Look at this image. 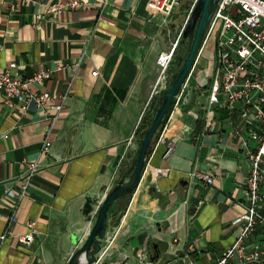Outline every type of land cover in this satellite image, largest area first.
Here are the masks:
<instances>
[{
	"label": "crops",
	"instance_id": "crops-1",
	"mask_svg": "<svg viewBox=\"0 0 264 264\" xmlns=\"http://www.w3.org/2000/svg\"><path fill=\"white\" fill-rule=\"evenodd\" d=\"M78 1V8L65 7ZM150 0H0V69L28 78L40 69L50 76L33 93L48 92L55 111L30 102L22 114L0 95V264H68L94 223L89 198L111 190L133 161L137 134L154 99L165 52L187 15L181 0L172 17L148 7ZM65 7L60 12L55 7ZM197 59L183 100L154 139L129 205L109 212L113 245L94 264H212L231 248L242 226L248 167L242 140L245 126L219 106H209L212 55ZM97 72V75L93 74ZM164 91V90H163ZM162 91V92H163ZM60 97H65L61 99ZM51 132L52 148L40 155ZM237 130V131H236ZM173 145L169 154L166 149ZM41 171L15 209L8 192H21L27 162ZM127 169V170H126ZM206 175L212 184L191 177ZM264 214V202L261 204ZM34 242L19 244L29 233ZM264 226L249 236L247 251L264 248ZM228 264H240L232 259ZM264 264V258L258 263Z\"/></svg>",
	"mask_w": 264,
	"mask_h": 264
},
{
	"label": "built area",
	"instance_id": "built-area-1",
	"mask_svg": "<svg viewBox=\"0 0 264 264\" xmlns=\"http://www.w3.org/2000/svg\"><path fill=\"white\" fill-rule=\"evenodd\" d=\"M180 1L150 0L148 7L164 17H172L179 8ZM197 2L198 0H191L181 28L167 50L159 54L157 66L160 74L151 97L159 96L168 86L167 75L175 56L174 52ZM80 5V2L75 1L65 7L78 8ZM65 7H55V10L60 12ZM214 10L198 56L199 58L202 50L213 37L208 108L219 106L229 116L237 117L244 124L245 132L242 134L236 132V135L243 143L248 172L245 181V199L241 204L244 212L235 220V224L242 226L241 231L231 248L225 250L222 256L212 264H228L232 259H237L240 264L258 263L264 258V248L260 245L247 251V242L249 236L259 225L264 226V214L260 210L264 202V0H219ZM93 75L96 76L97 72ZM49 76V71L40 69L31 77L23 79L10 74L7 70L0 69V95L4 105L10 107L18 103L19 111L25 114L30 102H34L38 109L51 108L55 111L53 122L58 120L63 103L53 105L51 94L45 91L33 93L30 88L32 85L42 86ZM186 86L185 82L183 90ZM183 90L176 97V106L183 100ZM48 131L41 144L40 155L47 153L53 146L49 135L51 131ZM0 138H8V135L0 133ZM172 149L173 145L170 144L164 155L169 154ZM40 171L39 161L27 162L21 172L24 178L23 190L19 193H7L14 210V215L10 216L7 223L8 229L12 228L16 220L15 209L19 201L27 195L31 179ZM196 176H198L196 173L191 174L192 178ZM198 177L205 183L212 184L210 177L206 175ZM108 192L109 190L106 194ZM104 196L97 200L98 204L94 205L89 213L93 219L96 217ZM118 231L119 229L116 228L111 234L107 232L104 246L98 254L100 258L109 251ZM36 233L35 223L30 222L28 234H16L15 236L19 244L29 246L34 242ZM8 235L13 236V233L8 230L0 238L5 239ZM144 264H149V262L145 261Z\"/></svg>",
	"mask_w": 264,
	"mask_h": 264
},
{
	"label": "water",
	"instance_id": "water-1",
	"mask_svg": "<svg viewBox=\"0 0 264 264\" xmlns=\"http://www.w3.org/2000/svg\"><path fill=\"white\" fill-rule=\"evenodd\" d=\"M218 2L219 0H198L194 6L183 32L184 36L189 35L190 40L187 56L184 58L179 70L172 74L168 87L158 98L154 96L148 108V113H152V120L148 126L149 128L137 140L138 148L131 165L127 172L115 181L114 187L101 200L102 202L85 242L82 247L73 253L68 264L96 263L97 255L104 246L106 229L109 223L108 214L118 199L131 194L139 186L152 141L164 130L172 110L176 106V97L183 90L185 82L194 69L193 67L205 41L204 38ZM88 201L85 211L87 214L92 211L94 205L98 204L97 199L89 198Z\"/></svg>",
	"mask_w": 264,
	"mask_h": 264
},
{
	"label": "trees",
	"instance_id": "trees-1",
	"mask_svg": "<svg viewBox=\"0 0 264 264\" xmlns=\"http://www.w3.org/2000/svg\"><path fill=\"white\" fill-rule=\"evenodd\" d=\"M185 6L188 9L190 4L187 3ZM180 40L181 41L179 42V45H178L177 49L174 52L175 56H174L173 61L171 63V67L169 68L170 70L168 72V83L170 81V78H171L172 74H174L176 71L179 70V67L182 65V62H183L184 58L187 56V51H188L189 42H190L189 35L188 36H184V33H183ZM159 96H157V98ZM151 120H152V113H148V111H146L145 112V116L143 117V120L141 122V126L139 127L140 129L138 130L137 140L140 139L141 136L143 135V133L149 128L148 126L150 125ZM154 139L152 141L153 143L150 146V149H149V152H148V157H149V155H150V153L152 151V146L154 145ZM131 163H132V161H131ZM131 163L128 165L127 169L129 168ZM129 196H130V194L118 199V201H116L114 203V205L112 206V208L110 210L111 212H115V211L119 212V216H116L115 219L113 220L114 226L119 224L122 214L127 209L128 205H129V201H130L129 200Z\"/></svg>",
	"mask_w": 264,
	"mask_h": 264
},
{
	"label": "rangeland",
	"instance_id": "rangeland-1",
	"mask_svg": "<svg viewBox=\"0 0 264 264\" xmlns=\"http://www.w3.org/2000/svg\"><path fill=\"white\" fill-rule=\"evenodd\" d=\"M211 39L213 40V37ZM212 40H210L209 43H208V45H206L207 50L205 51L204 56L202 57V61H201V64H202L201 66L202 67H207L208 64H209L210 56L212 54L211 52L213 51V41ZM167 77H168V75H167Z\"/></svg>",
	"mask_w": 264,
	"mask_h": 264
}]
</instances>
